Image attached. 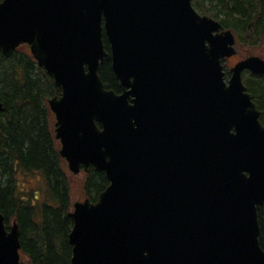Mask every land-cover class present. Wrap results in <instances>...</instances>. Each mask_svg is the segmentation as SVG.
Listing matches in <instances>:
<instances>
[{
  "label": "water",
  "instance_id": "1",
  "mask_svg": "<svg viewBox=\"0 0 264 264\" xmlns=\"http://www.w3.org/2000/svg\"><path fill=\"white\" fill-rule=\"evenodd\" d=\"M235 42L192 0H0V55L30 45L60 92L61 156L109 181L69 213L70 264H264V125L242 79L264 59L226 79ZM21 247L0 212V264H25Z\"/></svg>",
  "mask_w": 264,
  "mask_h": 264
},
{
  "label": "trees",
  "instance_id": "2",
  "mask_svg": "<svg viewBox=\"0 0 264 264\" xmlns=\"http://www.w3.org/2000/svg\"><path fill=\"white\" fill-rule=\"evenodd\" d=\"M193 5L246 43H264V0H193ZM106 48L109 51L107 40ZM100 74L108 88L120 90L110 55ZM247 82L264 123V78L249 77ZM57 94L53 80L24 45L10 56L0 55V212L8 227L18 221L26 264H70L72 256L70 172L59 152L48 104ZM85 177V196L96 201L109 181L93 166ZM29 178H37L35 186L21 189L20 180ZM259 221L264 248V205Z\"/></svg>",
  "mask_w": 264,
  "mask_h": 264
},
{
  "label": "rangeland",
  "instance_id": "3",
  "mask_svg": "<svg viewBox=\"0 0 264 264\" xmlns=\"http://www.w3.org/2000/svg\"><path fill=\"white\" fill-rule=\"evenodd\" d=\"M236 49H237V54L230 61L226 62V66H228V69L232 67L241 58H245L250 55H260L264 58V43L262 42L260 44L258 43L250 44V43H246L243 39L238 37L236 43ZM244 75L247 76L248 79L249 73L245 72ZM34 176L37 175L34 174ZM69 177H70V186H71V194L73 197V201H82L83 199H85L84 182L86 177L84 173L83 172L79 174L70 173ZM22 180H24V184H22L21 189L24 188L31 189L35 186L37 178H29L28 180L21 179L20 182ZM29 181H31V183H29Z\"/></svg>",
  "mask_w": 264,
  "mask_h": 264
},
{
  "label": "flooded vegetation",
  "instance_id": "4",
  "mask_svg": "<svg viewBox=\"0 0 264 264\" xmlns=\"http://www.w3.org/2000/svg\"><path fill=\"white\" fill-rule=\"evenodd\" d=\"M27 46V45H26ZM233 57H231L228 61H230L231 59H232ZM249 73V77H256V78H258V79H262V78H264V75H254V74H252L251 72H248ZM248 77V78H249ZM244 82H245V84H246V86H247V91L248 92H250L251 93V95H252V98H253V93H252V91L250 90V88H249V86H248V82H247V76H244ZM254 99V98H253Z\"/></svg>",
  "mask_w": 264,
  "mask_h": 264
}]
</instances>
